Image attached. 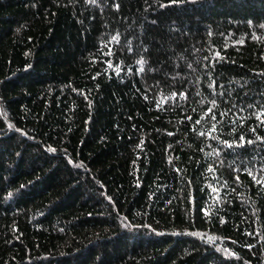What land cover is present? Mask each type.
<instances>
[{"label": "trees", "instance_id": "16d2710c", "mask_svg": "<svg viewBox=\"0 0 264 264\" xmlns=\"http://www.w3.org/2000/svg\"><path fill=\"white\" fill-rule=\"evenodd\" d=\"M260 112L264 0H0V264H264Z\"/></svg>", "mask_w": 264, "mask_h": 264}, {"label": "snow or ice", "instance_id": "6c2138e0", "mask_svg": "<svg viewBox=\"0 0 264 264\" xmlns=\"http://www.w3.org/2000/svg\"><path fill=\"white\" fill-rule=\"evenodd\" d=\"M90 2L91 3H96V0H90ZM113 39H116V38L113 37ZM140 63H143V61H141ZM141 71H143V69H141ZM262 117H264V112H260V113L257 114V119L261 120V124L264 125V119H261ZM197 123H199V121H197ZM213 130H215V129H213ZM240 139L243 142L244 138L241 137ZM248 143H252V141H248ZM241 146H242V144H241ZM228 147H232V145H228ZM210 171H211V169H210ZM249 174L251 175V172H249Z\"/></svg>", "mask_w": 264, "mask_h": 264}, {"label": "bare ground", "instance_id": "6f19581e", "mask_svg": "<svg viewBox=\"0 0 264 264\" xmlns=\"http://www.w3.org/2000/svg\"><path fill=\"white\" fill-rule=\"evenodd\" d=\"M202 16H203V15H202ZM198 17H199V16H198ZM210 18H211V17H210ZM107 44H108V43H107ZM191 132H192V131H191ZM191 132H190V133H191ZM202 133H203V132H202ZM194 134H195V133H194ZM203 134H204V133H203ZM198 136H199V135H198ZM200 136H201V135H200ZM194 137H195V136H194Z\"/></svg>", "mask_w": 264, "mask_h": 264}]
</instances>
